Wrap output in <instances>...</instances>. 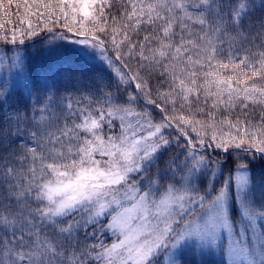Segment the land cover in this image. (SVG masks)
Returning <instances> with one entry per match:
<instances>
[{"label":"snow or ice","instance_id":"6c2138e0","mask_svg":"<svg viewBox=\"0 0 264 264\" xmlns=\"http://www.w3.org/2000/svg\"><path fill=\"white\" fill-rule=\"evenodd\" d=\"M13 4L0 264H264V0ZM45 31L110 74L36 75L21 46Z\"/></svg>","mask_w":264,"mask_h":264},{"label":"trees","instance_id":"16d2710c","mask_svg":"<svg viewBox=\"0 0 264 264\" xmlns=\"http://www.w3.org/2000/svg\"><path fill=\"white\" fill-rule=\"evenodd\" d=\"M5 4H8V0H4ZM23 5L21 4L19 8L15 4L12 5L11 11L0 13V16H7V20L5 21L6 28H26L27 22L23 20ZM29 19H31L36 24V18L29 14ZM43 23V21H40ZM62 23V22H61ZM52 27L51 24H49ZM61 26H56L54 28V32H63ZM47 32H41L38 37L33 38V40L38 39L44 36ZM51 34L47 35L46 37L42 38L41 41H26L27 43L25 46H21L25 49V55H27L32 63L33 71L36 75H40L42 73H46L49 69H53L57 71L58 76L65 75V74H74V75H83V76H96L100 74L109 75L110 70L106 67L105 64H101L98 59L94 58L92 60H82L79 55L80 47L79 45L71 43V41H57V44H63L64 47L60 49L57 53H53L51 55L48 54V45L47 40ZM70 37L73 34L68 33ZM75 38V37H73ZM2 44V42H0ZM14 46L6 45L0 46V50H3L7 53L8 56L12 55V52L9 49L13 48ZM211 104V100L209 101V105ZM255 111L262 112L264 108L260 106H256ZM117 123H119L117 121ZM110 131H119V128ZM172 135H175V131L173 129L167 130ZM175 151H179V149L173 146ZM219 151V150H217Z\"/></svg>","mask_w":264,"mask_h":264},{"label":"rangeland","instance_id":"374dc122","mask_svg":"<svg viewBox=\"0 0 264 264\" xmlns=\"http://www.w3.org/2000/svg\"><path fill=\"white\" fill-rule=\"evenodd\" d=\"M41 40H43V39H40L39 41H41ZM1 46V45H0ZM2 46H6V45H2ZM79 47H80V49L83 47V46H80L79 45ZM5 52L3 51V50H0V54H4ZM96 59H98V61L101 63V64H104L100 59H99V57L98 56H96ZM209 152H212V149H209ZM213 155H215V153H213ZM216 260L218 261L219 260V257H216Z\"/></svg>","mask_w":264,"mask_h":264},{"label":"water","instance_id":"95a60500","mask_svg":"<svg viewBox=\"0 0 264 264\" xmlns=\"http://www.w3.org/2000/svg\"><path fill=\"white\" fill-rule=\"evenodd\" d=\"M48 34H49V33H47L46 35H48ZM41 38H43V37H41ZM41 38H40V39H41ZM37 40H38V39H37Z\"/></svg>","mask_w":264,"mask_h":264}]
</instances>
